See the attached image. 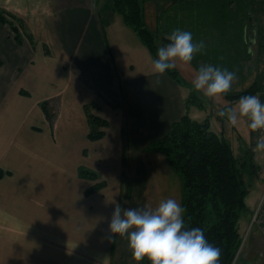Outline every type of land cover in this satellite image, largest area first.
Listing matches in <instances>:
<instances>
[{
  "label": "crops",
  "instance_id": "0c3cea01",
  "mask_svg": "<svg viewBox=\"0 0 264 264\" xmlns=\"http://www.w3.org/2000/svg\"><path fill=\"white\" fill-rule=\"evenodd\" d=\"M164 1L170 5L157 10L156 33L171 30L167 22L177 0ZM101 7L98 0H0L6 18L24 24L17 42L11 27L0 23V264H138L127 239L110 234L109 223L115 203L122 205L126 156L131 194L124 209H141L151 171L141 170L138 161H161L162 154L144 150L151 141L134 144L137 126L127 112L140 113L137 107L146 106L141 95L149 92L147 121L156 130L158 117L183 112L178 106L184 101L185 107V100L177 94L185 87L154 74L153 59L136 35L112 9ZM191 64L177 62L179 74L194 78L198 70ZM42 105L55 112L52 121ZM85 106L108 123L98 140L87 137ZM238 140L257 168L247 179L238 219L240 238L248 234L238 264H247L252 256L264 257V236L255 226L248 230L264 193V152L252 150L250 129Z\"/></svg>",
  "mask_w": 264,
  "mask_h": 264
},
{
  "label": "trees",
  "instance_id": "16d2710c",
  "mask_svg": "<svg viewBox=\"0 0 264 264\" xmlns=\"http://www.w3.org/2000/svg\"><path fill=\"white\" fill-rule=\"evenodd\" d=\"M109 3L113 12L118 14L123 24L136 35L152 59H156L158 49L156 35L146 26L143 1L109 0ZM172 9L175 12L168 17V27L172 31L177 28L185 31V28H189L194 43L203 41L206 48L218 31L217 42L220 36L218 48L216 43L211 44L215 47L214 50L207 51L204 48L194 57L202 58L204 64L213 66H218V60L222 57L225 62L219 61L220 66L230 70V61L224 48L228 46L231 48V0H218L212 4L194 3L180 6L176 4ZM0 23L8 24L14 33V39L20 42V28L24 26L21 20L6 18L4 12L0 10ZM171 30L166 34H171ZM162 41L168 43L165 37ZM110 57L117 74L111 54ZM165 74L178 85H186L176 68L166 71ZM261 88H264V83H254L230 99L238 101L240 97L252 95ZM190 101L191 98L185 103L186 111L170 124L165 134L151 141L145 151L161 153L169 167L180 175V205L185 209L183 214L185 228L202 229L206 240L220 249L219 264H232L241 243L238 219L245 209L244 200L248 193L246 178L255 176L257 168L252 154H248L250 150L236 156L230 141L222 134L211 130L208 119L199 121L192 118L189 115ZM42 107L47 118L52 121L50 111L45 105ZM85 113L89 129L88 139L94 141L102 138L104 132L101 129L107 127V121L90 113L88 106H85ZM82 173L89 178L95 177L93 174ZM125 186L126 196H129L130 184L127 179ZM97 188L98 186H94L88 192ZM140 262L150 264L146 258Z\"/></svg>",
  "mask_w": 264,
  "mask_h": 264
},
{
  "label": "rangeland",
  "instance_id": "374dc122",
  "mask_svg": "<svg viewBox=\"0 0 264 264\" xmlns=\"http://www.w3.org/2000/svg\"><path fill=\"white\" fill-rule=\"evenodd\" d=\"M99 6L101 7V11H109V9H112L110 7V3L107 0H98ZM105 1V3H104ZM143 1V7H144V19L146 26L148 29L156 35V44L159 47L164 45L162 38L165 37L167 34L165 32H159L156 33V12L158 9H164V7H169V2H166L164 0H142ZM218 0H183V1H174L173 5L180 6L182 4H212L213 2ZM97 8L95 7V10ZM174 10V9H173ZM97 11V10H96ZM116 16L118 14H115ZM114 15V16H115ZM231 15H232V22H231V29H230V35H231V48L225 47L226 50V56H228V60L230 61V70L236 73L237 79L232 84L231 90L226 94L219 98H209L203 94V92L196 91L192 87V80L191 77L186 76H179L181 77L182 81L185 82L186 85H180L182 87H185V91L182 90L180 94H177L178 98H181L182 100L186 101L191 98L190 101V107H189V115L196 119V120H203L207 117L209 120L210 126L212 125L214 132L220 133L223 131L224 133V126L222 127V124L226 127V135L227 138H229V141L231 145L233 146L234 152L236 156L243 155L241 148H240V140H238V134H240L244 139L246 136H248V121L245 118H240L238 120V123L234 128L233 126H229L226 122V119L221 118L218 116V111L222 108H225L230 105H234L237 101L230 99L231 96H234L243 90H246L249 86L252 84H260L264 83V0H231ZM103 17V16H102ZM119 17V15L117 16ZM125 26V25H124ZM130 34L133 36V40H137L136 37L132 34L131 31H129ZM217 35H219L218 31L215 33L214 37L210 42L211 44H220V36L218 38L217 42ZM204 38V37H203ZM138 41V40H137ZM207 43L208 41L205 40ZM210 45L206 46L207 51L214 50L215 47H212ZM215 44V45H216ZM143 51L148 54V57L151 58V55L147 51V49L143 46ZM208 53V52H206ZM219 61H224L222 57L218 60V66H220ZM193 64H191L194 69H199L202 65H209L204 64L202 58L196 59L194 57ZM221 67V66H220ZM146 68V73H152L149 67ZM177 69V67H175ZM179 72V70L177 69ZM144 78L147 76H143ZM145 82V80H144ZM146 83V82H145ZM189 85L191 88H189ZM148 88V87H147ZM145 93L149 92H143L141 95V100L139 101L140 105L144 104L146 106L143 107H137V110L139 112L128 113L127 112V118L129 121H132L135 117L136 122V135L133 136L134 138V144L136 145H146L150 141L156 139L157 137L162 136L166 133V131L169 128V123L172 120H175L176 117H180L181 114H183L186 110L184 107V101L183 105L182 103L179 104V108L183 112H178L179 114H170L169 116H166V118H163V116L158 117V129L155 130L154 127H150L152 121H147V116L151 117L150 114H148L151 111L152 105L148 104L146 102H149V97H145ZM184 93H185V99H184ZM191 94V96H190ZM148 96V95H147ZM154 107H156V101L153 103ZM139 105V106H140ZM79 108V106H77ZM149 110V112H147ZM130 111H132L130 109ZM53 112V110H52ZM51 113V112H50ZM52 116L55 115L51 113ZM132 116V117H131ZM153 117V116H152ZM155 122V120L153 121ZM216 122V123H215ZM161 128V129H160ZM134 131V134H135ZM136 137V138H135ZM137 139V140H136ZM144 142H139L138 141ZM131 146V145H129ZM145 150V149H144ZM249 155L252 154L251 151H249ZM242 153V154H241ZM161 156V161L158 158L151 157V159H144L142 161H138V165L141 168V170L144 168L151 171L150 178H149V186L151 191L146 192V199L145 204L147 206H151L152 208H155L158 203L161 201L162 197L167 196L168 198H173L179 202L180 196V175L174 171L172 168L169 167L167 164L165 158L163 155ZM129 156H126L125 160V167L123 172V198H122V205L121 207L124 209L125 205L128 201V197L131 194V189L129 196H126V186H125V180L129 182V172L131 170V165L129 161ZM134 165V164H133ZM134 168V167H133ZM254 176H250L247 179H252ZM147 179V178H146ZM144 180V178H140V181ZM169 182V183H168ZM138 193L140 192V187H138ZM134 193V192H133ZM149 195V198H148ZM179 195V196H178ZM151 197V200H150ZM178 198V199H177ZM180 203V202H179ZM138 208V207H137ZM140 209V207H139ZM248 234L245 233L241 237V245H239V248L235 254V258L233 260L232 264H238L240 262L239 255L242 252V248L245 244L246 238ZM250 260V263L247 264H264V257L262 256H255L248 258Z\"/></svg>",
  "mask_w": 264,
  "mask_h": 264
},
{
  "label": "clouds",
  "instance_id": "9594fccd",
  "mask_svg": "<svg viewBox=\"0 0 264 264\" xmlns=\"http://www.w3.org/2000/svg\"><path fill=\"white\" fill-rule=\"evenodd\" d=\"M165 39L168 43L157 49V58L152 61L154 74L161 76L175 68L177 62L190 64L205 48L203 41L194 43L191 32L179 28ZM236 79V73L227 68L202 65L192 86L209 98H219L231 90ZM217 114L226 119L229 126H236L240 118H245L251 131L261 133L252 150L264 152V103L259 93L242 96ZM184 211L173 198L161 200L155 208L146 205L141 209H123L115 203L109 232L127 239L138 264L145 258L150 264H219L220 249L206 240L202 229L185 228Z\"/></svg>",
  "mask_w": 264,
  "mask_h": 264
},
{
  "label": "built area",
  "instance_id": "2783aa9c",
  "mask_svg": "<svg viewBox=\"0 0 264 264\" xmlns=\"http://www.w3.org/2000/svg\"><path fill=\"white\" fill-rule=\"evenodd\" d=\"M257 93L260 94V100L262 103H264V88L257 90L252 95H255ZM252 134L254 136V140H255V144H256L257 138L261 133L252 131ZM253 226L257 227L259 229L260 233L262 234V236H264V193H262V195L260 196L256 206L253 209L248 230H250L251 227H253Z\"/></svg>",
  "mask_w": 264,
  "mask_h": 264
}]
</instances>
